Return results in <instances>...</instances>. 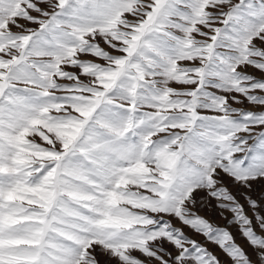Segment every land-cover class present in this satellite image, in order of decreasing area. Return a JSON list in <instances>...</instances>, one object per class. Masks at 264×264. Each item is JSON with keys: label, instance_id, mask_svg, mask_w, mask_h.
Listing matches in <instances>:
<instances>
[{"label": "snow or ice", "instance_id": "obj_1", "mask_svg": "<svg viewBox=\"0 0 264 264\" xmlns=\"http://www.w3.org/2000/svg\"><path fill=\"white\" fill-rule=\"evenodd\" d=\"M0 264H264V0H0Z\"/></svg>", "mask_w": 264, "mask_h": 264}, {"label": "rangeland", "instance_id": "obj_2", "mask_svg": "<svg viewBox=\"0 0 264 264\" xmlns=\"http://www.w3.org/2000/svg\"><path fill=\"white\" fill-rule=\"evenodd\" d=\"M215 219H216V222L219 223V224H223L224 223V221L220 220L219 217H216Z\"/></svg>", "mask_w": 264, "mask_h": 264}]
</instances>
